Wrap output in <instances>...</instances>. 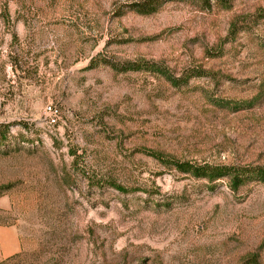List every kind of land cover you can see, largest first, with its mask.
<instances>
[{
  "label": "rangeland",
  "instance_id": "1",
  "mask_svg": "<svg viewBox=\"0 0 264 264\" xmlns=\"http://www.w3.org/2000/svg\"><path fill=\"white\" fill-rule=\"evenodd\" d=\"M128 1L0 0V264H264V184L165 163L264 167V0Z\"/></svg>",
  "mask_w": 264,
  "mask_h": 264
},
{
  "label": "trees",
  "instance_id": "2",
  "mask_svg": "<svg viewBox=\"0 0 264 264\" xmlns=\"http://www.w3.org/2000/svg\"><path fill=\"white\" fill-rule=\"evenodd\" d=\"M173 0H129L123 6V10H119L120 12H116V16H121L123 13H133L140 16H149L156 13L160 7ZM207 0H202V3ZM222 5L228 4V0H216ZM257 15L264 17V12L258 10ZM240 31V28L237 27V18L230 21L228 26L227 35L231 38L235 37L237 33ZM91 63V62H90ZM141 63H124L120 68V71H136L140 69ZM146 69H150L159 74L165 75L168 82L175 84L176 80H173L170 76L166 75L161 71L155 64L153 63H143ZM91 65V64H90ZM94 67L89 66L88 68ZM112 69H115V65H111ZM261 94H258L254 97L257 99ZM252 100L247 102L245 105L241 103L240 105L235 106V110L241 109L242 107H250ZM9 130V126L0 124V143L6 139L7 133ZM157 158V157H156ZM160 159V158H157ZM165 163L170 164L178 173L187 174L190 177L197 180H205L208 183H212L217 180L226 179L227 186L231 191H236L239 187L244 184L255 181L264 184V167H236V166H221V165H209L206 163L196 164L187 161H170L166 160ZM116 190L122 192L123 188L114 185Z\"/></svg>",
  "mask_w": 264,
  "mask_h": 264
},
{
  "label": "crops",
  "instance_id": "3",
  "mask_svg": "<svg viewBox=\"0 0 264 264\" xmlns=\"http://www.w3.org/2000/svg\"><path fill=\"white\" fill-rule=\"evenodd\" d=\"M0 245L3 253L14 254L19 251L17 236L11 231L12 229H0ZM5 234V235H4ZM9 245L8 247H6Z\"/></svg>",
  "mask_w": 264,
  "mask_h": 264
},
{
  "label": "built area",
  "instance_id": "4",
  "mask_svg": "<svg viewBox=\"0 0 264 264\" xmlns=\"http://www.w3.org/2000/svg\"><path fill=\"white\" fill-rule=\"evenodd\" d=\"M46 111H47V114H48V115H51V114H55V113H56L55 110H51L49 107L46 109ZM49 123H50V124H54V120L51 118V119L49 120Z\"/></svg>",
  "mask_w": 264,
  "mask_h": 264
}]
</instances>
